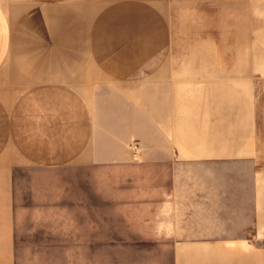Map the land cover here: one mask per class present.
Masks as SVG:
<instances>
[{"label": "crops", "instance_id": "obj_1", "mask_svg": "<svg viewBox=\"0 0 264 264\" xmlns=\"http://www.w3.org/2000/svg\"><path fill=\"white\" fill-rule=\"evenodd\" d=\"M0 264H264V0H0Z\"/></svg>", "mask_w": 264, "mask_h": 264}, {"label": "rangeland", "instance_id": "obj_2", "mask_svg": "<svg viewBox=\"0 0 264 264\" xmlns=\"http://www.w3.org/2000/svg\"><path fill=\"white\" fill-rule=\"evenodd\" d=\"M75 177H81V174L75 173ZM31 178L33 179V174L28 173L27 184L25 185L27 187L25 193L19 196L20 198L23 197V199L19 203V208L17 207L16 226L20 241V249L23 247H33L35 245L40 246L41 243L38 241L45 240L43 238L45 234H38L39 232L36 233L40 229L50 227L54 229L65 225H74L76 227L80 226L82 222V218L80 216V210H82V207L80 203H75L74 205V217H69V215L67 217H63L66 209L59 203L48 202L46 203L47 205L44 206L41 201L34 202L32 195L26 192L27 189L31 188L32 184L34 183ZM23 250L24 249L20 250V252L22 255L25 252V257H31L37 253L42 257H50V254L52 253L64 252L37 249ZM76 252L79 254L81 253V251ZM106 252L111 254L113 253V251ZM122 253L124 255H128L129 258V251H122ZM58 256H60V254H58Z\"/></svg>", "mask_w": 264, "mask_h": 264}, {"label": "built area", "instance_id": "obj_3", "mask_svg": "<svg viewBox=\"0 0 264 264\" xmlns=\"http://www.w3.org/2000/svg\"><path fill=\"white\" fill-rule=\"evenodd\" d=\"M131 149H132V151H133V157H134V158H138L139 155H140V148H139V146H138L137 144H135V145H133V146L131 147Z\"/></svg>", "mask_w": 264, "mask_h": 264}]
</instances>
